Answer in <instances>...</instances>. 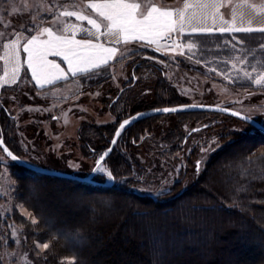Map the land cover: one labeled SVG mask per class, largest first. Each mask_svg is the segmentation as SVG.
<instances>
[{
	"label": "rangeland",
	"instance_id": "rangeland-1",
	"mask_svg": "<svg viewBox=\"0 0 264 264\" xmlns=\"http://www.w3.org/2000/svg\"><path fill=\"white\" fill-rule=\"evenodd\" d=\"M92 2L99 0H0V103L12 118L8 132L5 125H0V134H11L18 157L41 168L86 177L100 158L96 150L101 147L99 139L93 136L90 150H85L81 132L111 134L109 128H115L119 119L124 121L136 115L133 113L183 104L228 107L264 126V55L245 48L244 38L238 36L242 33L220 32L221 28L233 26L264 27V12L260 11L264 0H223L218 8L210 10L214 16L206 15L209 10L199 7L187 9L183 31L158 43L144 40L115 44L101 36L99 43L117 51L108 58L106 66L89 73L74 75L71 69L91 67L84 57L93 55L94 50L75 48L81 55L69 54L71 65L62 55L48 52L45 60L59 64V69L50 65L38 68V84L25 62L23 46L31 35L39 34V29H23L36 23L75 40L92 39L95 44L94 38L80 31L91 29L87 20L61 15L63 11L79 12L97 19L104 31L97 13L87 6ZM136 2L143 11L152 5L183 10L185 4V0ZM191 16L196 17L195 22L188 21ZM62 25H76L75 34L57 32ZM202 28H211L212 32L202 34ZM40 38L48 39L46 34ZM12 41L17 42L19 72L15 83H5L2 78L5 70L11 71V65L3 59L7 51L4 44ZM96 63L102 62L97 59ZM257 79L261 81L259 85L255 83ZM159 83L163 90L158 88ZM169 90L175 97L168 95ZM230 117L215 112L150 117L153 127L143 133L134 150L141 172L136 173L139 181L133 183L131 190L164 201L188 189L204 173L213 153L240 136L258 134L253 126ZM196 128L200 129L192 132ZM187 134L194 135L184 140ZM14 166L0 148V264H40L47 249L39 241L29 244L24 227L13 220L16 212L31 224L36 223L17 193L19 182L15 177L19 173ZM101 167L109 171L106 165ZM102 175L106 182H113ZM37 185L36 198L40 199L41 182ZM28 191L27 195L33 197V186Z\"/></svg>",
	"mask_w": 264,
	"mask_h": 264
},
{
	"label": "trees",
	"instance_id": "trees-1",
	"mask_svg": "<svg viewBox=\"0 0 264 264\" xmlns=\"http://www.w3.org/2000/svg\"><path fill=\"white\" fill-rule=\"evenodd\" d=\"M238 36L249 51L264 55V33ZM168 95L175 97L172 90ZM11 120L0 103V125L6 132ZM117 125L109 128L111 134L81 132L84 149L90 150L94 136L101 147L97 157L102 155ZM152 127L153 118H145L123 130L104 164L113 182L102 174L94 178L105 186L38 174L15 164L17 193L36 223L16 212L13 220L24 227L28 243L49 244L40 264H264V135L233 139L212 154L192 186L161 201L131 190L141 172L134 150ZM10 135L0 138L20 156ZM33 180L41 182L40 199ZM32 186L33 197L27 195Z\"/></svg>",
	"mask_w": 264,
	"mask_h": 264
},
{
	"label": "snow or ice",
	"instance_id": "snow-or-ice-1",
	"mask_svg": "<svg viewBox=\"0 0 264 264\" xmlns=\"http://www.w3.org/2000/svg\"><path fill=\"white\" fill-rule=\"evenodd\" d=\"M223 3V0H185L183 10L174 9H163L152 5L146 11L142 10V5L136 0H99V2L89 3L87 6L93 9L101 22L103 23L104 31H101V23L97 19L84 16L76 11H63L62 16L76 17V19L84 21L87 20L89 28H81L80 31L85 36L94 38L97 43L93 44L92 39H80L75 40L71 36H66L62 34H56L51 27H40L39 24L32 23L28 28L23 29V31L31 32L34 29H39L38 35H31L27 39L23 46V51L27 54L26 64L29 69L32 70V76L36 79L37 83H40V76L38 75L37 69L44 68L45 66H52L59 69V64H55L52 61L45 60V56L48 52L53 55L63 56V59L72 64V60L69 58V54L74 56H80L81 53H77L75 48L79 47L85 50H94L93 55H88L84 57V62L91 65L88 68H80L79 66L72 68L73 74L77 73H89L96 69H99L102 65L106 66L108 63V58L111 57L117 49L115 47H105L104 44L99 43L101 36L110 38L111 42L119 44L121 42L127 44L133 41H144L147 40L149 43H158L161 39H166L171 36L172 33L176 31H183V26L185 23L184 11L193 7H199L205 10H209L206 15H215L212 13L211 9L218 8ZM63 7V5H61ZM252 7V5H249ZM260 11L264 12V6L260 7ZM175 16V18H174ZM189 22H195L196 17L191 16L187 18ZM227 24L228 21H223ZM179 25V27H178ZM76 25H62L57 28V32H73L75 34ZM193 33L197 30L192 29ZM258 31L264 33V27L253 29L252 27H235L221 28L220 32H236V33H252ZM212 32L211 28H202V34H210ZM47 35L48 39L41 40V35ZM232 39H236L232 37ZM239 43V41H237ZM4 48L7 50L5 53V63L6 65H11V71L5 70L4 77L2 78L5 83L11 81L15 83L17 74L19 72V66L16 64V51L17 42L12 41L11 44H4ZM99 59L102 63H96ZM234 66V65H233ZM216 71V69H212ZM65 77H59V79H64ZM257 85L261 83L259 79L255 81ZM43 87V85H41ZM182 109H164V112L178 111ZM232 115H238V113L233 112ZM138 117H133L136 119ZM244 119H247L246 117ZM131 123L130 120H125L120 124V129H124L126 125ZM116 137L121 135V131L117 130ZM3 143V141H0ZM113 144L116 143V139H113ZM4 152L14 161L16 156H14L7 148H4ZM108 153L100 156L99 160L96 162V167L94 172L106 174L109 180L113 179L112 173L110 171L106 172L104 167H101V161L105 159ZM199 167V163L197 165ZM35 222V221H34ZM82 239V238H80ZM45 249L49 248L48 243H43Z\"/></svg>",
	"mask_w": 264,
	"mask_h": 264
},
{
	"label": "water",
	"instance_id": "water-1",
	"mask_svg": "<svg viewBox=\"0 0 264 264\" xmlns=\"http://www.w3.org/2000/svg\"><path fill=\"white\" fill-rule=\"evenodd\" d=\"M182 109V110H178V111H169V112H164V109ZM191 112H215V113H220V114H225L227 116H231L237 119H240L246 123H248L249 125L253 126L254 128H256L258 130V132H260L261 134L264 135V126L259 123L258 121H256L255 119L251 118L250 116L243 114L239 111H236L234 109L228 108V107H224V106H218V105H211V104H183V105H177V106H170V107H163V108H158V109H152L146 112H142V113H138L136 115H134L133 117H138L136 119H133V117L126 119V120H130L131 123H129L128 125L125 126L128 127L130 125H132L133 123H135L138 120L141 119H145V118H150L153 116H157V115H163V114H177V113H191ZM233 112L238 113V115H232ZM247 119H244V118ZM125 121V120H124ZM124 121H122L120 124H122ZM120 124L117 127L113 139H116V143L119 137H116V132L117 130H120L121 133L123 132V130L125 129H120ZM200 128H196L193 129L192 132H195L197 130H199ZM111 140L110 146L108 147V149L102 154L104 155L105 153H108L107 156H105V159L103 161H101V166L105 164L107 158L111 155V153L113 152L116 143L113 144ZM0 141H2L0 139ZM0 148L3 150L4 152V148H7V146L4 143H0ZM8 149V148H7ZM8 151H10L14 156H16V160H12L6 152L5 155L14 163L17 164L23 168H26L28 170H31L35 173H39V174H43V175H47V176H52V177H58V178H63V179H68V180H73V181H79V182H85V183H91V184H95V185H100V186H105L108 185L106 183L102 184L99 182H96L94 180L95 176L98 175V173L94 172V168L96 167V163L94 165V167L92 168L90 174H88V176L86 177H79V176H74L71 174H67V173H63V172H58V171H52V170H48L45 168H41L38 166H35L31 163H28L27 161L21 159L20 157H18L16 154H14L11 150L8 149ZM101 155V156H102ZM99 160V159H98ZM97 162V161H96Z\"/></svg>",
	"mask_w": 264,
	"mask_h": 264
}]
</instances>
